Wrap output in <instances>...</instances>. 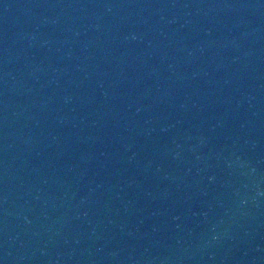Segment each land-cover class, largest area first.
Returning a JSON list of instances; mask_svg holds the SVG:
<instances>
[{
	"label": "water",
	"instance_id": "1",
	"mask_svg": "<svg viewBox=\"0 0 264 264\" xmlns=\"http://www.w3.org/2000/svg\"><path fill=\"white\" fill-rule=\"evenodd\" d=\"M0 264H264V0H0Z\"/></svg>",
	"mask_w": 264,
	"mask_h": 264
}]
</instances>
